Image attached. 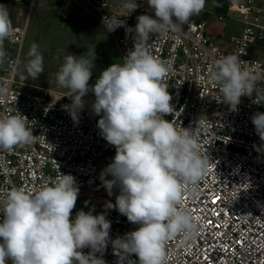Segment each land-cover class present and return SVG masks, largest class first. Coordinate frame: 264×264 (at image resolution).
Instances as JSON below:
<instances>
[{
  "label": "built area",
  "instance_id": "2783aa9c",
  "mask_svg": "<svg viewBox=\"0 0 264 264\" xmlns=\"http://www.w3.org/2000/svg\"><path fill=\"white\" fill-rule=\"evenodd\" d=\"M74 1L102 25L105 17L125 22L115 30L121 63L134 50L137 17L148 14L154 18L147 0H135L138 7L131 12L124 6L126 0ZM229 10L240 17V31L229 47L220 36L208 33L205 20L193 18L181 25L180 31L150 34L147 41L151 54L168 68L162 84L172 96L175 111L164 118L178 130L198 125V142L210 162L196 191H186L181 204L197 228L190 236L181 233L166 243L165 264H264V140L251 119L257 112L264 113V62L250 54L253 44L264 43V9L258 0H231ZM14 18L13 32L4 41L5 54L0 57V89L4 90L0 115L19 112L26 116L34 121L32 131L37 137L33 144L0 149V199L13 188L32 193L59 172L71 174L79 187L78 197L89 201L75 208L72 218L80 210L103 213L111 222L110 240L105 251L96 255H102L106 264H118L111 241L138 225L106 207L109 201L115 204L119 188L114 186L109 196L100 177L116 149L97 127L100 116L91 107L95 96L89 92L83 97L84 107L74 120L65 109L72 101L59 86L36 93L25 90L19 63L28 19L22 13ZM230 54L236 55L241 68L254 78L251 96H242L236 110L223 102L220 86L209 78L214 62ZM89 251L83 249L85 254ZM128 260L138 261V257L132 255L123 264Z\"/></svg>",
  "mask_w": 264,
  "mask_h": 264
},
{
  "label": "clouds",
  "instance_id": "9594fccd",
  "mask_svg": "<svg viewBox=\"0 0 264 264\" xmlns=\"http://www.w3.org/2000/svg\"><path fill=\"white\" fill-rule=\"evenodd\" d=\"M147 4L154 18L148 14L137 17L134 50L122 63L100 71L94 85L89 81L95 53L91 58L85 54L64 56L55 76L58 86L68 90L66 96L72 103L65 109L74 120L84 107L83 97L94 94L91 107L100 116L97 127L116 149L100 177L109 196L114 186L119 188L115 204L109 201L106 207L138 225L111 241L118 264L132 255L138 261L128 260V264H165L166 243L178 234L187 237L195 232L196 222L181 204L186 191H196L210 163L198 142V125L178 130L164 118L175 111L172 96L162 84L168 68L147 47L150 34L180 31L181 25L204 10L206 0H147ZM124 6L130 12L138 7L135 0H126ZM102 23L111 32L125 22L105 17ZM12 32L9 11L0 4V57ZM28 57V73L33 77L42 74L43 55L36 44L30 47ZM209 78L220 86V98L232 110L242 96L252 94L254 78L241 68L234 54L217 59L209 69ZM251 119L264 140V113L257 112ZM33 124L19 112L0 115V149L10 151L17 145L35 143ZM107 175L112 179H105ZM78 195L75 177L61 172L35 192L24 188L8 191L0 199V264H106L102 255L96 254L108 246L111 222L103 213L83 210L72 218ZM85 248L90 249L87 254Z\"/></svg>",
  "mask_w": 264,
  "mask_h": 264
},
{
  "label": "rangeland",
  "instance_id": "374dc122",
  "mask_svg": "<svg viewBox=\"0 0 264 264\" xmlns=\"http://www.w3.org/2000/svg\"><path fill=\"white\" fill-rule=\"evenodd\" d=\"M230 2L206 0L204 10L192 17L205 20L208 33L220 35L223 43H230L231 38L240 30V17L229 10ZM0 4L6 6L12 22H15L17 13H22L28 19L19 63V78L27 91L36 93L43 88L58 86L55 76L66 55L85 54L91 58L90 54L95 53L90 86L95 84L100 71L113 63H121L116 41L118 32H109L100 22L80 10L74 0H29L17 5L11 0H0ZM220 16L222 19H219ZM33 44L38 46V51L43 55V73L37 77L27 71L28 52ZM250 52L264 62V43L251 46ZM88 202L78 197L75 208L83 207ZM130 229L134 231L133 226Z\"/></svg>",
  "mask_w": 264,
  "mask_h": 264
},
{
  "label": "crops",
  "instance_id": "0c3cea01",
  "mask_svg": "<svg viewBox=\"0 0 264 264\" xmlns=\"http://www.w3.org/2000/svg\"><path fill=\"white\" fill-rule=\"evenodd\" d=\"M11 1H13L14 3H15V5H17L18 3H27L29 0H11ZM258 2L260 3V5L262 6V4L264 3V0H258ZM263 7V6H262ZM263 9H264V7H263ZM240 31V30H239ZM239 33V32H238ZM216 36H220V35H216ZM259 44H263V43H256V44H253V45H259ZM223 45L225 46V47H229V43H223ZM252 45V46H253ZM251 48V47H250ZM250 54H251V52H250ZM251 56H253V55H251ZM253 57H255V56H253ZM256 58V57H255Z\"/></svg>",
  "mask_w": 264,
  "mask_h": 264
}]
</instances>
